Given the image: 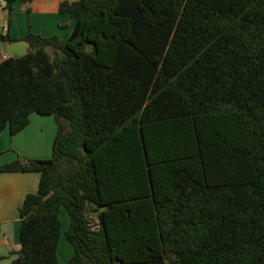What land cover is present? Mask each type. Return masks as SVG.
I'll return each instance as SVG.
<instances>
[{"label":"trees","instance_id":"trees-1","mask_svg":"<svg viewBox=\"0 0 264 264\" xmlns=\"http://www.w3.org/2000/svg\"><path fill=\"white\" fill-rule=\"evenodd\" d=\"M13 23L14 4L4 0ZM71 36H0V135L54 117L26 197L20 259L60 264H264V0L63 2Z\"/></svg>","mask_w":264,"mask_h":264},{"label":"crops","instance_id":"crops-1","mask_svg":"<svg viewBox=\"0 0 264 264\" xmlns=\"http://www.w3.org/2000/svg\"><path fill=\"white\" fill-rule=\"evenodd\" d=\"M78 1L33 0L27 5L17 2L14 4L13 23L10 26V13L6 9V2L0 0V36L23 38L32 32L45 38L54 35L68 38L75 30L76 20L70 15L61 14L60 5L63 2ZM29 51L30 46L24 41L0 44V64L9 58L24 57ZM39 116L33 114L30 125L14 138L11 137L9 129H6L0 139V154L6 151L7 147H12L16 148L21 155L20 158L50 159L46 139L47 126L48 124L52 126V140L55 134L57 136L58 126L57 124L55 126L52 117ZM41 125L42 135H39L35 127ZM18 158L13 156L0 158V166L14 162ZM40 179L38 173H0V264H14L20 259L22 219L19 210L28 195L38 192ZM60 217L62 235L58 246V258L60 264H69L74 256V249L65 236L71 223L65 208L61 209Z\"/></svg>","mask_w":264,"mask_h":264},{"label":"rangeland","instance_id":"rangeland-1","mask_svg":"<svg viewBox=\"0 0 264 264\" xmlns=\"http://www.w3.org/2000/svg\"><path fill=\"white\" fill-rule=\"evenodd\" d=\"M37 115V114H36ZM39 116V115H38ZM40 117V116H39ZM51 119H53V121H54V124H55V126H56V124H57V122H56V119L54 118V117H52ZM35 129H36V131H38L39 133V135H42V125L41 126H37V127H35ZM44 129V128H43ZM6 131V130H5ZM47 134H46V139H47V148H48V151H49V155H50V159L52 158V154H53V144H54V140H55V137H56V134H55V136H54V138H53V140H52V126H51V124H48V126H47ZM57 132V131H56ZM2 135V134H1ZM1 135H0V139H1ZM17 136V135H16ZM12 137V136H11ZM15 137V136H14ZM13 137V138H14ZM41 143H42V139H41ZM6 151H4V152H2L1 154H0V158H6V157H10V156H13V157H19L18 159H25V158H20L21 157V155L18 153V151L16 150V148H12V147H7L6 149H5Z\"/></svg>","mask_w":264,"mask_h":264}]
</instances>
